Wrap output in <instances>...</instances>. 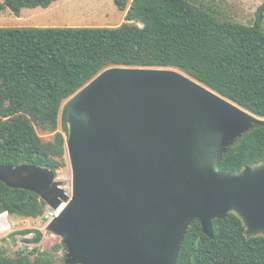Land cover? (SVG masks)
<instances>
[{"label": "water", "instance_id": "water-1", "mask_svg": "<svg viewBox=\"0 0 264 264\" xmlns=\"http://www.w3.org/2000/svg\"><path fill=\"white\" fill-rule=\"evenodd\" d=\"M71 194L41 165H0V181L61 213L46 228L66 264H180L190 225L214 239L230 214L264 237V161L221 172L256 117L183 71L113 67L67 101Z\"/></svg>", "mask_w": 264, "mask_h": 264}, {"label": "trees", "instance_id": "trees-1", "mask_svg": "<svg viewBox=\"0 0 264 264\" xmlns=\"http://www.w3.org/2000/svg\"><path fill=\"white\" fill-rule=\"evenodd\" d=\"M60 0H5L21 17L24 10L49 9ZM126 11L130 0H115ZM113 67L183 71L220 96L264 119V3L254 24L221 18L192 0H133L120 27L0 28V165L66 167L67 138L57 132L63 104ZM37 129L54 132L45 143ZM264 161V127L235 138L222 155L221 172L240 171ZM47 205L29 191L0 181V214L37 220ZM215 238L198 221L187 232L180 264H264V237L248 239L241 219L214 221ZM31 243L44 239L40 230ZM63 248L19 250L9 255L0 243V264H56Z\"/></svg>", "mask_w": 264, "mask_h": 264}, {"label": "rangeland", "instance_id": "rangeland-1", "mask_svg": "<svg viewBox=\"0 0 264 264\" xmlns=\"http://www.w3.org/2000/svg\"><path fill=\"white\" fill-rule=\"evenodd\" d=\"M199 4L206 5L221 18L233 21L246 26L254 24L256 12L264 3V0H192ZM133 0H130V6ZM5 0H0V28L2 27H120L127 22L126 11H120L115 0H60L49 9L24 10L21 17L15 16L5 5ZM67 101L63 104L58 121L57 132L63 133L67 138L68 134L62 130L61 114ZM39 137L45 142H53L54 132L37 129ZM66 144V149H67ZM66 167L57 171V179L64 182L68 192L72 191V169L68 152L65 156ZM13 231L9 234H0V243L7 248L9 255L23 250V245L29 243L28 248L23 251L30 252L38 247L42 252L53 251L63 241L58 236L48 233L43 223L32 219H21L11 217ZM25 230H40L44 234L41 243H31L34 233L17 235L15 239L12 234ZM28 237V238H27ZM32 237V238H31ZM56 264H66V251L63 248L56 255Z\"/></svg>", "mask_w": 264, "mask_h": 264}, {"label": "built area", "instance_id": "built-area-1", "mask_svg": "<svg viewBox=\"0 0 264 264\" xmlns=\"http://www.w3.org/2000/svg\"><path fill=\"white\" fill-rule=\"evenodd\" d=\"M61 211L62 210L60 208L55 210V209H52L51 207L48 206L45 214L42 217H40L39 219H37V220H39L37 222L43 223L44 224V228L46 229L47 226L56 217H58L60 215ZM12 231H13V225H12V223L10 221L9 213L8 212H4V213L0 214V234H2V235L3 234H9ZM28 245H29V243H25L23 245V250H26L28 248Z\"/></svg>", "mask_w": 264, "mask_h": 264}, {"label": "bare ground", "instance_id": "bare-ground-1", "mask_svg": "<svg viewBox=\"0 0 264 264\" xmlns=\"http://www.w3.org/2000/svg\"><path fill=\"white\" fill-rule=\"evenodd\" d=\"M69 194H71L70 192H68ZM48 207V206H47ZM39 219V218H38ZM37 221H39V220H37ZM56 236V235H55Z\"/></svg>", "mask_w": 264, "mask_h": 264}]
</instances>
